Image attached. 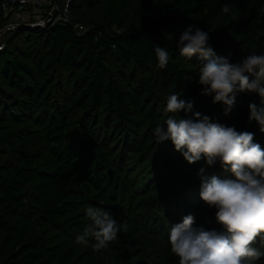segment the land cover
Returning a JSON list of instances; mask_svg holds the SVG:
<instances>
[{
  "label": "trees",
  "instance_id": "16d2710c",
  "mask_svg": "<svg viewBox=\"0 0 264 264\" xmlns=\"http://www.w3.org/2000/svg\"><path fill=\"white\" fill-rule=\"evenodd\" d=\"M133 1H137L139 10ZM78 2L72 0L70 9L75 8ZM226 3L231 8L227 14L221 12L222 5ZM128 10L135 11V19L128 18ZM195 15L202 23L217 20L220 40L224 35H230L245 45V56L252 53L264 55V0H104L98 19L84 22L71 17L85 27L81 33L61 23L50 24L46 28L16 30L26 32L34 40L44 33L42 57L45 65L62 76L71 72L74 84L70 94L58 91L60 95L63 93L61 97L58 94L59 103L47 101L44 119L40 123L44 150L30 149L36 135L27 128L4 131L0 127V146L9 144L17 156L12 170L4 177L0 176V198L6 210L21 216L14 225L3 223L5 238L4 244L0 245V264H68L72 257L68 239L81 235L87 226L85 207L88 202L110 211L118 224L126 222L129 225L127 232L121 230L117 239L110 243L116 250V258H120L118 264H149L147 245L138 231L130 227L133 219L118 199L119 172L114 159L103 146V142L111 144L113 138L109 137L110 134L106 139L100 138L96 128L93 129L100 111L107 112L105 121L115 128L116 135L129 134L138 123L134 112L139 109L141 96L149 86L146 87L140 74L136 87L123 90L113 67L108 65L110 56L119 65H128L131 74L132 71L141 73L144 68L152 67L162 88L170 95L179 94V99L192 103L189 117L199 112L201 116H208L210 122L234 126L237 132H251L254 142L264 149L261 126L248 118V104L259 106V96L256 93H236L235 106L225 115L223 103L214 104L211 96L201 94L198 71L179 64V49L173 32L186 26ZM6 20V17L1 18L0 24ZM3 44L0 76L8 88L21 92L36 78L35 70L26 57H15L6 49L8 44ZM155 46L170 53L164 69L158 67ZM213 50L219 56H227L222 50ZM230 62L235 63L231 59ZM69 87L68 83L64 85L67 91ZM1 96L2 93L0 101ZM84 102L96 108L95 111H89L80 120H69L70 110ZM151 107H145V116L152 112ZM8 119L1 118L2 121ZM10 119L15 123V119ZM157 124L162 125V119L150 125L148 142L155 140L153 129ZM13 141L16 143L12 145ZM147 147L148 143L127 145L128 152L136 154H141ZM142 179L138 180L136 192ZM26 185L34 191L28 201ZM176 187L177 183L171 191L163 193L161 199L165 196V204L168 205L172 198L170 193ZM188 196L191 203L194 196ZM29 210L36 211L41 218L40 227L45 238L40 246L32 242L33 223ZM171 210V206L164 209L166 216H170ZM215 211L211 208L210 217L215 218ZM258 246L257 237L252 247ZM151 264H178V257L170 250L168 236L162 241L160 252ZM253 264H264V255Z\"/></svg>",
  "mask_w": 264,
  "mask_h": 264
},
{
  "label": "rangeland",
  "instance_id": "374dc122",
  "mask_svg": "<svg viewBox=\"0 0 264 264\" xmlns=\"http://www.w3.org/2000/svg\"><path fill=\"white\" fill-rule=\"evenodd\" d=\"M72 0H70L71 3ZM154 1V0H152ZM60 7L66 0H55ZM104 0H79V4L70 9L69 16L73 19H80L82 21L96 20L100 17V7ZM54 3V4H55ZM136 10L138 9L137 1H133ZM70 6V5H69ZM71 11V12H70ZM135 11L128 10L127 16L129 19H135ZM7 15L0 10V19ZM7 20L0 24L4 26L8 24ZM188 25H195L208 32L209 40L208 46L212 49L222 50L227 56L231 53V60L239 62L244 56L245 45L231 38L226 34L221 37L217 27V20L202 23L199 16L195 15L188 23ZM181 27L174 30L175 42L179 39L180 32L186 27ZM34 40L24 31H8L3 36V43L8 44L7 48L15 57H26V61L32 65L36 73V78L30 84L24 86L21 92L13 88H8L2 77L0 76V93H2V101H0V127L3 130H13L20 128H27L36 136L30 143V149L35 148L39 150L45 149V140L41 132V122L44 119V109L47 101L51 103H59V92H69L74 84L72 73L68 72L62 76L51 68H48L43 61V44L45 43V35L40 34ZM177 59L179 64L184 68H191L198 71L201 65V60L198 54H194L191 58H187L179 53ZM109 66L113 67L115 77L120 83L123 90H131L136 87L140 74L143 75L146 91L141 96V105L137 111L134 112L138 118V123L129 132V134L116 135L115 128L110 126V122H106L107 112H98V120L93 127L96 128V134L100 138L106 139L107 135L112 137L111 144L104 143L103 146L107 149V153L114 159L116 169L119 172V195L118 199L123 202L125 209L133 219L130 227H134L141 235L143 243L147 245V252L149 264L155 261V256L160 252L162 241L167 239L170 226L172 224L181 223L186 215H192L196 223L195 226H204L205 228H219L215 218L211 216V208H209L199 197L200 189V169H204L203 175L211 177L213 175L220 179L232 178L231 174L216 163L213 166H208L205 159L202 157L199 161L189 164L182 155L174 150L170 140L163 141L158 144L157 138L154 141L148 142V129L152 123L157 119H162V123L172 115L178 114L167 113L165 111L167 97L170 93L162 88L157 74L148 66L144 68L141 73L133 72L131 74L128 65L122 66L115 62L110 56L108 59ZM70 85L69 90H65L64 85ZM59 91V92H58ZM61 93L60 97L63 96ZM59 94V95H58ZM152 105V112L145 116V107ZM96 108L84 102L77 108L70 110L69 120H80L86 113ZM184 116V112L179 113ZM15 119L12 123L10 119ZM1 118H9L8 120H1ZM106 122V123H105ZM164 127H166L164 125ZM166 129V128H165ZM112 131V133H110ZM148 143V147L141 153L128 152L127 145L134 143ZM16 141L12 142V145ZM17 156L10 149V145L6 144L0 146V176H6L9 171L15 166ZM143 177L140 188L136 192L134 189L139 185V178ZM146 178V180H145ZM177 183L174 189L172 198L168 200V205L164 203L165 191H171L172 187ZM86 187V186H85ZM87 189L89 187H86ZM140 192V193H138ZM176 193V194H175ZM189 194H192L193 200L189 202ZM34 195L33 188L26 185V200H30ZM169 195V194H168ZM188 196V197H187ZM188 198V203L186 200ZM161 199V200H160ZM92 206L88 202L85 209ZM171 206L170 216H166L164 209ZM32 215L33 234L32 242L38 246L44 243V232L42 231L41 218L34 210H29ZM21 216L15 212L6 210L4 201L0 198V245L4 244L5 227L6 224L14 225ZM87 218V225L91 222ZM152 219L155 221L152 222ZM212 219V220H210ZM210 220V221H209ZM155 223V224H154ZM154 224V225H153ZM72 237V236H70ZM258 237V249L264 252V234ZM77 236L68 239V245L72 249V257L68 264H89L90 262H101L102 264H118L120 258H116V250L113 244L105 249L96 251L92 244L94 240L89 238L88 244H78L76 242Z\"/></svg>",
  "mask_w": 264,
  "mask_h": 264
},
{
  "label": "clouds",
  "instance_id": "9594fccd",
  "mask_svg": "<svg viewBox=\"0 0 264 264\" xmlns=\"http://www.w3.org/2000/svg\"><path fill=\"white\" fill-rule=\"evenodd\" d=\"M221 12L230 13V6L222 5ZM208 40V32L188 25L176 41L181 55L191 58L198 54L202 62L197 81L202 86L201 94L211 96L214 104L223 103L224 114L228 115L235 106L236 93H256L260 103L248 104V118L264 132V55L252 53L231 63V53L217 55ZM154 52L158 67L166 68L169 51L155 46ZM192 107L191 102L179 99V94L167 97L165 111L178 116H169L164 124L154 127L158 144L170 140L189 164L203 157L208 166L219 163L232 178L205 177L204 169H200L199 197L209 208H215L219 228L194 226V217L186 215L181 223L170 226V250L178 257V264H253L264 255L252 247L257 236L264 234V149L254 142L251 132H237L234 126L210 122L199 112L189 117ZM86 216L91 222L76 242L86 245L91 238L96 251L107 248L121 230L127 232L129 228L126 222L118 224L102 207L88 206Z\"/></svg>",
  "mask_w": 264,
  "mask_h": 264
},
{
  "label": "built area",
  "instance_id": "2783aa9c",
  "mask_svg": "<svg viewBox=\"0 0 264 264\" xmlns=\"http://www.w3.org/2000/svg\"><path fill=\"white\" fill-rule=\"evenodd\" d=\"M55 0H2L1 9L7 15L9 23H35L43 21L54 7ZM70 0L58 6L51 25L61 23L71 26L77 32L85 30L83 24L73 21L69 16ZM4 44L0 46V50Z\"/></svg>",
  "mask_w": 264,
  "mask_h": 264
},
{
  "label": "water",
  "instance_id": "95a60500",
  "mask_svg": "<svg viewBox=\"0 0 264 264\" xmlns=\"http://www.w3.org/2000/svg\"><path fill=\"white\" fill-rule=\"evenodd\" d=\"M56 5H57V2L55 3L52 10L48 13L47 17L43 21L35 22V23H8L4 26H1L0 27V46L3 42V36L8 31H14L17 29L38 28V27L39 28H46L48 25L51 24V21L54 17V14H55Z\"/></svg>",
  "mask_w": 264,
  "mask_h": 264
}]
</instances>
